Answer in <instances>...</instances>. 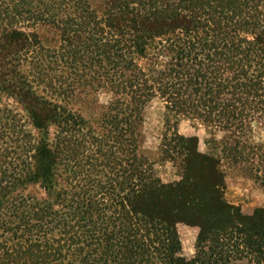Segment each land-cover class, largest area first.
I'll return each mask as SVG.
<instances>
[{
  "label": "trees",
  "instance_id": "16d2710c",
  "mask_svg": "<svg viewBox=\"0 0 264 264\" xmlns=\"http://www.w3.org/2000/svg\"><path fill=\"white\" fill-rule=\"evenodd\" d=\"M14 1L0 0V95L14 99L41 135L58 123L65 124L67 132H76L81 125L83 133L98 143L97 148H110L102 140L106 137L103 131L97 132L82 119L79 124V118L77 120L71 111L35 95L28 85L30 81L18 66L23 52L32 44L24 33L9 25L11 15L26 14L32 19L47 16L55 21L64 11L63 6L72 4L68 2H73L74 6L75 1L18 0L13 7ZM79 9L87 12V17L82 15L61 22L63 49H68V54L72 55V47L92 44L94 35L101 36L95 40V45H102L104 39L101 38L109 29L107 51L98 53L97 49L96 58H88L79 68L75 66V57L73 61L58 57L52 64H70L72 75L84 85L108 89L126 98L123 102L118 100L114 117L105 114L102 120L103 125H115L118 129L120 141L116 143L123 152L127 145L132 146L130 113L134 112L140 120L141 109L157 96L164 99L173 113L200 119L236 136L248 131L251 120L264 119V0H107L101 19L96 10L83 11L78 4L77 13ZM155 39L163 43L151 49L160 53L152 60L151 70L145 71L138 65L135 54L147 58L149 44ZM102 55H105V62L100 59ZM163 55L167 59L159 60ZM83 68L91 70L94 75L91 80L84 77ZM130 100H134V104ZM114 105L109 109L113 110ZM120 109L125 112L121 113ZM8 126L9 135L5 134L8 128L0 129L6 139L3 141L0 136V264H150V250L158 243L146 237V241H141L138 232L143 228L152 231L157 227V220L170 224L166 217L154 219L128 196L126 203L120 206L119 217L110 223L102 214L98 215V221H92L93 210L100 212L101 205L90 200L83 211V218H90L86 225V219L79 221L77 211L70 210L74 207L69 206L67 210L65 203H60L61 199L56 205L63 210L54 211L56 206L51 201L40 202L25 196L21 192L25 190L23 185L39 184L51 197L60 153L50 147L44 136L36 139L32 148L21 144L16 138L18 125L13 122ZM96 133L99 137H92ZM72 139L67 133L64 137L67 146L60 147L69 159L74 158L75 145L86 150L91 146L90 141L78 143ZM182 148L187 156L192 153L190 148ZM32 149L34 156H30ZM261 149L264 147L259 151ZM28 155L35 160L34 166L29 163ZM240 155L241 158L245 156ZM203 159L209 172L199 179L202 185H208L206 193L213 196L217 213L214 219L196 224L202 231L200 240H208L215 247H211V255L202 252L193 262L173 255L166 264H231L244 260L246 264H264V211L254 218L235 215L238 209L224 200L225 177L218 170L219 162L209 157ZM142 163L140 168L148 164L145 159ZM135 174L141 189L154 190V183L148 182L145 170ZM177 195L176 210L185 214L199 210L193 191L189 194L181 191ZM8 207L14 213L5 220L2 215ZM128 227L131 230L124 243L120 238L128 233ZM235 231L243 235V250L239 245H231ZM170 235L172 246H169L174 247L177 233L174 231Z\"/></svg>",
  "mask_w": 264,
  "mask_h": 264
},
{
  "label": "rangeland",
  "instance_id": "374dc122",
  "mask_svg": "<svg viewBox=\"0 0 264 264\" xmlns=\"http://www.w3.org/2000/svg\"><path fill=\"white\" fill-rule=\"evenodd\" d=\"M46 1L50 3V0ZM74 1V6H72L73 2H68L72 3L70 6L67 4L63 6L64 11L55 21L48 19L47 16L32 19L26 14L23 16L11 15L12 22L9 25L24 33L27 36V41L32 44V47H28L23 52L24 57H22V61L18 62V66L28 81L31 82L28 85L32 87V92L35 95L71 111L77 116V120L79 118V124L83 121L94 127L97 132L103 131L106 137L102 140L110 148H97L98 143L83 133L82 126L79 124L76 132H67L68 127L57 122L58 124L52 125L49 131L47 130L41 135L33 128L27 113L17 105V102L1 94V131H4V127H6L8 130L5 129V134L9 135L8 125L14 122L18 125L15 129L16 138L20 140L21 144L30 145L32 148L36 139L44 136L49 140L50 147L60 153V160L55 168L56 185L50 192L51 197L45 188L39 184L23 185L25 190L21 192L25 196L35 198L40 202L43 200L51 201L56 206L55 209L53 207L54 211L63 210L61 206L56 205V201L61 199L62 202L60 203H65L66 209L69 206L74 207L73 210H70L72 212L77 211L79 221L86 219V225L90 218L88 216L83 218V211L87 208L90 200L101 205L100 212L93 210L92 221H98V215L102 214L109 218L107 220L110 223L119 217L120 206L125 204L126 198L130 196L133 203L149 216L154 219L164 216L170 223H161L157 220V227L152 231L143 228L138 232L140 233L138 239L141 241H146V238H149L158 243L156 248L150 250V264H166L173 255L175 258L185 260V262H193L198 255L201 256L202 252L211 255L210 249L215 246L208 240H200L202 231L196 224L197 222L205 223L206 219L209 218L214 219V215L217 213L213 196L206 193L208 185H202L199 179L202 175L206 177L209 172L203 157H209L219 162L218 170L225 177L224 200L227 204L238 209L237 213L235 211V215L240 218H254L258 212L264 211V149L259 151L260 148L264 147V119L251 120L248 131L236 136L217 126H209L200 119L173 113L168 110L164 99L157 96L141 109L140 120L134 112L130 113L132 118L129 119V123L132 124L133 129L132 146L128 147L127 145L126 151L123 152L120 145L116 143L118 140L120 141L118 129L115 125H108V127L103 125L102 120L105 114L114 117L117 112L115 106H117L118 100L123 102L126 98L121 95H114L108 89L84 85L80 79L72 75V70L69 68L70 64H52L58 57L68 61H73V57H75V66L79 68L87 60L96 58L97 49L99 50L98 53L107 51L105 45H107L110 37L109 29H106V34L101 38L104 39L102 41L104 47L98 43L97 46L95 45V40L101 36L94 35L92 36V44L72 47L71 49H74L72 55L68 54V49H63L65 43L62 39L63 32L60 30L61 22L65 23L63 21L68 18L78 19L82 15L87 17V12L82 13L80 9L77 13L78 4L83 8V11H87V8L96 10L99 19H101L104 14V3L107 0ZM17 3H19L18 0L12 2L13 7ZM0 27H2V22ZM159 43H163L162 40L155 39L149 44L146 52L147 58L135 54L138 65L145 71L151 70L152 60L155 59L156 53H160L151 49L153 46L159 48ZM100 59L105 62V55L100 56ZM166 59L165 55L159 57L161 61ZM90 71L87 69L82 71L84 77L89 80L94 77ZM133 101L130 100L132 104H134ZM113 103L115 105L111 110L112 108L109 109V107ZM119 111L125 112L123 109ZM120 118L124 117L120 115ZM70 127L72 129L74 126ZM67 133L73 137L74 142L90 141V148L86 146L89 148L86 150L74 144V158L69 159L67 152L60 150V147L65 149L67 146L64 141ZM98 135L96 133L92 137ZM0 136L3 141H6L5 135L3 137L0 133ZM181 138L191 141H182ZM183 146L190 148L192 153L187 156ZM240 153L245 156L241 158ZM31 155H35V150L32 149ZM144 159L148 164L140 168ZM28 160L32 166L36 164L35 160L29 159V155ZM138 170L146 171V176L149 178H147L148 182L150 180L154 183V190L145 191L141 189L139 186L141 182L135 174ZM181 191L186 192V194L193 191L195 194L193 199L197 200L198 211L194 210L185 214L176 210L177 194ZM199 198L202 201L198 202ZM34 202L32 201V203ZM13 213V209L8 207L7 210H4L2 218L8 220ZM260 214L262 215V213ZM191 221L194 222L191 223ZM101 222L102 220H100ZM117 224L121 226L120 222ZM119 229L121 227H117V230ZM130 230L128 227V233L120 238L121 241L123 239L122 242H127ZM174 231L177 236L174 247H171L172 242L170 241V243L169 239L172 236L170 233ZM118 241L120 242V240ZM234 244L235 246L239 245L241 250L245 247L243 235L236 231L231 241V245ZM119 247H117L118 250L121 249ZM246 263L247 260L243 262L232 261L231 264Z\"/></svg>",
  "mask_w": 264,
  "mask_h": 264
}]
</instances>
